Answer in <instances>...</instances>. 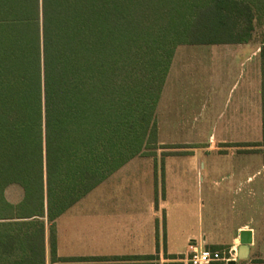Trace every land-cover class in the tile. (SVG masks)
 Instances as JSON below:
<instances>
[{
    "label": "trees",
    "instance_id": "obj_1",
    "mask_svg": "<svg viewBox=\"0 0 264 264\" xmlns=\"http://www.w3.org/2000/svg\"><path fill=\"white\" fill-rule=\"evenodd\" d=\"M256 26L264 0H0V230L25 242L0 260L32 264L30 220L53 221L153 154L178 45L246 43Z\"/></svg>",
    "mask_w": 264,
    "mask_h": 264
},
{
    "label": "crops",
    "instance_id": "obj_2",
    "mask_svg": "<svg viewBox=\"0 0 264 264\" xmlns=\"http://www.w3.org/2000/svg\"><path fill=\"white\" fill-rule=\"evenodd\" d=\"M219 44L230 47L227 51L234 55L242 52L243 59L238 61V66L248 61L251 62V58L255 57L258 52H264V47H257V42L252 40L246 43ZM186 45L188 44H184ZM181 46L183 45L177 46L173 57L176 56ZM183 52L186 57L190 56V53H187L188 50H183ZM181 65L184 66V61ZM251 66L256 76V62L253 61ZM170 68H172V60L156 107L158 148L153 150L152 155L136 156L147 158L153 167L152 170L150 169V174H152H149L146 194L142 198L112 196L89 199L84 196L53 221H48L46 215L33 218L30 220L32 221L30 224L32 233L28 242L30 255H27L32 264H155L147 257L149 255H157L164 260H173L171 263L182 264L174 259L185 252L187 244L191 241L196 240L197 243L210 249L213 247L226 248L238 240L239 231L250 229L253 234L257 228L255 179L259 169L264 168V162L260 159L261 154H257V150H247L243 147L246 141L252 139L246 138L244 127L240 126L245 125L247 114H253L255 120L260 114L264 119V89L263 87L257 88V82L254 87L239 88L237 86L239 90L235 97L236 101L231 102L227 97L224 103L225 114L209 113L210 117L205 119L204 124H200L195 118L192 121L189 119L190 101L196 97L205 96V99H202L203 105H213L214 94L212 92L214 89L211 87L210 90H207V87L205 90L197 88L193 94H188V88L175 84L179 74L172 76ZM236 89L232 85L228 91L229 95ZM184 91L187 92L184 93ZM241 108L243 112L240 111ZM215 124L222 126L221 135H215ZM234 125H237V128L232 130ZM241 134H243L242 137ZM197 135H200L201 140L208 141L202 144L206 151H217L218 156L225 155L230 158L232 164L227 175L229 183L224 189L229 195L233 192L235 196H238L239 204L242 202L241 205L248 208V217L241 218V221L236 218L233 223L220 225L219 228L217 225V230H213L212 226L211 230L206 231L200 228L199 234L194 233L193 230L184 231L181 234L182 239L179 240L176 237L179 231L177 224L190 221L187 217H192V213L188 208H180L181 204L177 196H181V192L174 194L173 190L186 189V184L184 182L183 184L175 183L180 180L177 173L181 175L182 172L174 171L170 165L176 159L175 157L192 156L194 151H197L198 147H195ZM132 159L110 174L104 182L113 179L111 185L112 189L115 188L119 184H117V177L118 179L123 178L126 173L122 171ZM213 184H216V181ZM142 191H144L143 187ZM214 195L215 190H209V196ZM107 205H111V208L109 209ZM187 211L189 214L186 216L184 212ZM263 213L264 209L259 211L260 218L263 217ZM235 215H239V210ZM196 220L201 227L202 219L197 216ZM51 225L53 226L52 231H50ZM103 234H106L105 238ZM11 235L7 231L0 230V250L10 246L15 248L25 246V242H12L9 239ZM224 236L227 238L225 239ZM123 256L137 257L124 260L112 259ZM11 259H14V256L8 260H0V264L2 261L8 264L7 261L10 262ZM214 264H226V262ZM235 264L256 263L236 261Z\"/></svg>",
    "mask_w": 264,
    "mask_h": 264
},
{
    "label": "rangeland",
    "instance_id": "obj_3",
    "mask_svg": "<svg viewBox=\"0 0 264 264\" xmlns=\"http://www.w3.org/2000/svg\"><path fill=\"white\" fill-rule=\"evenodd\" d=\"M264 27L255 28L252 41L257 42V47H264L261 44V36L263 34ZM179 46V45H178ZM177 48V47H176ZM181 49L176 53V56L172 57V68L170 74H179L176 78L175 84L177 86H183L188 88V94H193L196 89L210 90L213 88L214 104L203 105V98H195L190 101L189 119L192 121L194 118L198 120V123L204 124L206 118H209V113H224L227 97L231 102L236 101V94L242 86L250 87L257 82V88L263 87L264 89V52H258L255 57L251 58V62L248 61L242 66H238L239 60H242V52L232 54L227 51L228 46L221 44H188L181 46ZM183 50H188L189 57H186ZM174 60V62H173ZM184 61V66L181 65ZM256 62V76L253 74V67L250 65ZM176 72V73H175ZM234 85L235 91H231L229 95V88ZM187 91H184L186 93ZM208 93H211L208 91ZM186 96V94L184 95ZM193 100V101H192ZM206 103V102H205ZM243 112V109L240 110ZM217 115V114H216ZM215 116V115H214ZM226 117V115H225ZM243 117V116H241ZM254 121L255 124H254ZM263 122V124H262ZM262 124V125H261ZM244 132L246 138H251V141H246L244 144L240 142V145L245 149H255L257 154H261L260 159L264 162V119L260 114L257 115L255 120L254 115H246ZM220 124H215V135H221ZM237 125H234L231 129L234 130ZM240 133L242 131L240 130ZM243 134H241V137ZM208 141L200 139V135L195 138L197 151H194L192 156H179L170 165L173 170L180 171L182 174L177 175L180 177L175 183L186 184V189L173 190L174 194L181 192V196H177L178 202L181 204L180 208H188L191 210L192 217H187L190 221L181 222L177 224L178 237L181 240L182 232L193 230L194 233L199 234V229L202 228L205 231L217 230L220 225L233 223L237 218L241 221V218L248 217V208L245 205H241L238 202V196L232 194L229 195L225 191L226 184L229 183L227 177L228 171L231 169V160L229 157L218 156L217 151H206L202 145ZM156 147L145 150H157ZM201 147V148H200ZM224 147V146H223ZM225 154V152H221ZM259 157L257 158L258 162ZM258 165V163H257ZM264 165V163H263ZM150 169L152 165L149 164L147 158L134 157L127 167H124L122 173L123 178L118 179L117 186L112 189L111 183L113 179H108L106 182H102L94 189H92L85 197L91 198H105V197H131L142 198L147 191V182L149 180ZM128 174V175H127ZM152 174V173H151ZM150 174V175H151ZM116 178V177H115ZM114 178V179H115ZM240 178V176H239ZM216 184H213L215 183ZM257 186V228L253 232V243L250 245L249 253L246 258L239 259L235 257L236 261H251L256 264H264V213L263 217H259V211L264 209V168H260L255 179ZM179 186V185H178ZM142 187L144 191H142ZM209 190L214 191V196H209ZM22 196V190L16 185H10L5 189V197L10 202H17ZM111 208V205H107ZM184 206V207H183ZM90 207V206H86ZM93 207V206H91ZM240 208V209H238ZM239 210V215L236 216V211ZM244 210V212H241ZM246 210V211H245ZM194 211V212H193ZM189 211L184 212V215H188ZM202 219L201 227L197 224L196 218ZM214 225V226H213ZM111 233V229H109ZM106 237V234H103ZM225 239L227 236H224ZM111 240V237H110ZM236 242L239 243L237 240ZM110 244V243H109ZM181 245V243H180ZM230 246V245H229ZM228 247V246H227ZM184 251V249H180ZM238 252V248H237ZM155 264H174L173 260H164L157 255H154L151 259ZM170 262V263H169ZM182 263V262H179ZM177 264V263H176ZM183 264V263H182Z\"/></svg>",
    "mask_w": 264,
    "mask_h": 264
},
{
    "label": "built area",
    "instance_id": "obj_4",
    "mask_svg": "<svg viewBox=\"0 0 264 264\" xmlns=\"http://www.w3.org/2000/svg\"><path fill=\"white\" fill-rule=\"evenodd\" d=\"M238 246L239 243L234 242L226 248L210 249L194 240L189 242L185 252L174 260L184 264H214L218 262H227L229 260H235Z\"/></svg>",
    "mask_w": 264,
    "mask_h": 264
},
{
    "label": "water",
    "instance_id": "obj_5",
    "mask_svg": "<svg viewBox=\"0 0 264 264\" xmlns=\"http://www.w3.org/2000/svg\"><path fill=\"white\" fill-rule=\"evenodd\" d=\"M252 231L250 229H244L239 231L238 234V241H239V246H238V252H237V257L239 259L246 258L249 253V248L250 245L253 243V236H252ZM236 260H229L226 262V264H235Z\"/></svg>",
    "mask_w": 264,
    "mask_h": 264
}]
</instances>
